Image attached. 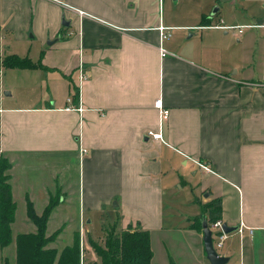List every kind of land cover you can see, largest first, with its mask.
Returning <instances> with one entry per match:
<instances>
[{
  "label": "crops",
  "instance_id": "1",
  "mask_svg": "<svg viewBox=\"0 0 264 264\" xmlns=\"http://www.w3.org/2000/svg\"><path fill=\"white\" fill-rule=\"evenodd\" d=\"M245 24L258 26L218 27ZM158 25L168 36L160 38ZM261 25L264 0H0L10 225L17 202L20 222L34 226L26 198L36 213L53 199L45 225L72 228L68 243L77 227L93 234L105 213L101 225L147 229L157 264L150 233L172 228L164 210L175 201L167 197L198 187L201 198L194 194L181 224L191 243L176 250L163 242L173 248L170 263L209 264L201 228L190 225L217 196L218 219L236 227L215 249L224 264H264ZM7 55L33 67H4ZM156 99L168 110L160 124Z\"/></svg>",
  "mask_w": 264,
  "mask_h": 264
},
{
  "label": "trees",
  "instance_id": "2",
  "mask_svg": "<svg viewBox=\"0 0 264 264\" xmlns=\"http://www.w3.org/2000/svg\"><path fill=\"white\" fill-rule=\"evenodd\" d=\"M1 63L4 67L9 68L33 67L28 58H19L15 55L4 56ZM8 166L7 158L0 155V247L7 245L11 240L10 223L14 213V202L11 197L10 185L7 182L6 170ZM53 204L50 199L38 215L33 211L31 202L26 198L25 212L35 225L36 230L35 232L16 233L14 264H79L77 234L73 237L72 242L63 246L58 253L55 247H43L45 244L43 236L45 222ZM220 212L219 197H212L200 205L199 215L192 217V220L196 219L197 223H192L190 226L200 229L202 220L209 226L211 222L220 218ZM87 238L90 246L98 250L97 243L89 236ZM110 245L116 252V264H150L152 251L147 229L128 226L127 229L110 240Z\"/></svg>",
  "mask_w": 264,
  "mask_h": 264
},
{
  "label": "rangeland",
  "instance_id": "3",
  "mask_svg": "<svg viewBox=\"0 0 264 264\" xmlns=\"http://www.w3.org/2000/svg\"><path fill=\"white\" fill-rule=\"evenodd\" d=\"M29 55L33 56L34 54H29ZM0 71H1V75H0V80H1L2 72L5 71V69L0 66ZM18 89L20 90V84H19ZM41 91H43V89ZM17 92L18 90H16V93ZM1 95H2V90H1V85H0V97ZM36 174L39 175V173H36ZM36 174H32V175L34 176ZM194 194L197 197L201 198L202 193L199 191L198 187H194L193 191L187 187L186 189H183L181 192L174 193L173 195L167 197V199L175 201V204L168 203L167 207L164 210L165 219L166 220L169 219L166 225L167 227H172V228L167 229V231L164 233L165 236L162 235L163 232H159L158 230L152 231L150 233V240L152 243L151 245L153 247V252H154L153 259L157 264H171L169 261L168 255H167V251L169 252L173 251V248L167 245L166 246L167 249H166L163 242L166 243V240H168L172 244V246L174 245V248L176 250L181 249V247L184 246L187 240L190 242L189 239L191 238V236L189 234V231H187V228L183 227L181 224L182 223L184 224L183 217L190 212L189 203L192 200H195ZM51 200L53 201V199ZM30 202H31L33 211L35 212L33 203L32 201ZM20 208L21 206L17 202L16 211H15L17 221L15 220V222L10 225V230H11L10 242L5 246L0 247V264H4V263L14 264V261H15L14 237L16 233L35 232L36 230L35 225L34 226H31L29 224L24 225L25 222H20L23 219L22 217L23 212L21 211ZM37 214L39 215V213ZM25 215L27 217L26 212H25ZM104 215L105 213L101 214V217H99L98 215L99 217L97 218L98 220L95 219L93 221L92 223L93 225L91 227V232L93 234H90L91 236L89 234L87 235L86 232H84L81 229V227H77V229L73 231V234H74L73 237H75V234H77L78 236L79 264H116V261H117V257H115L116 252L113 251L110 245V240H112L120 232L127 229L128 227L119 228V227H116L115 225H110L109 223L107 224V222H104L101 225L99 223V219L104 220L103 218L105 217ZM192 223H197V220L193 219ZM72 230L73 229L69 227H66V228L56 227L55 228V227H52V225H48L47 227L45 225V229L43 232V236L45 238V244L43 247H46V248L55 247L58 253L61 250V248H63V246L71 243V242L70 243L68 242L70 241V233ZM88 236L91 239H93L95 243H97V248L99 251L95 250L93 247L90 246L88 242V238H87ZM215 249L219 251L220 246H216Z\"/></svg>",
  "mask_w": 264,
  "mask_h": 264
},
{
  "label": "built area",
  "instance_id": "4",
  "mask_svg": "<svg viewBox=\"0 0 264 264\" xmlns=\"http://www.w3.org/2000/svg\"><path fill=\"white\" fill-rule=\"evenodd\" d=\"M78 13L80 14V12H78ZM257 26L258 25H254V24H245V25H230V26H218V27L221 29H226V30H236L237 33H241L244 28L257 27ZM261 26L264 27V25H261ZM156 28L160 34V38H165L166 36H168V34L163 32L165 30L164 27L158 25ZM158 54L160 57L164 56L165 51L162 48L158 47ZM77 79H78V83H80L83 79H85V74L82 71L81 66H79V65L77 67ZM154 107L157 110L158 122L160 124V122L167 119L168 110L162 106L161 101L159 99H156L154 101ZM78 111H81V108H78ZM147 134H149L152 138H159L160 137V132L158 130L157 131L149 130V131H147ZM83 151H84L83 148L79 149L80 154ZM194 161L196 163H198L199 165L205 167L202 163H199L196 160H194ZM220 224H221V221L219 219H216L213 222H211L210 225L208 226L209 229L211 230L212 244H213L214 249L216 246L221 245L223 238L226 236V233H224L221 230Z\"/></svg>",
  "mask_w": 264,
  "mask_h": 264
},
{
  "label": "water",
  "instance_id": "5",
  "mask_svg": "<svg viewBox=\"0 0 264 264\" xmlns=\"http://www.w3.org/2000/svg\"><path fill=\"white\" fill-rule=\"evenodd\" d=\"M62 23H64V21ZM64 24H66V22ZM220 227L224 233H228L236 228L235 226L227 225L225 222H221ZM201 239L204 254L209 264H224L227 261L226 256L217 253V251L214 249L212 244L211 230L204 220L201 221Z\"/></svg>",
  "mask_w": 264,
  "mask_h": 264
}]
</instances>
